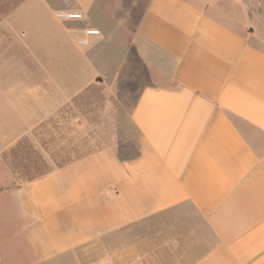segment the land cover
Returning a JSON list of instances; mask_svg holds the SVG:
<instances>
[{
	"label": "crops",
	"instance_id": "obj_1",
	"mask_svg": "<svg viewBox=\"0 0 264 264\" xmlns=\"http://www.w3.org/2000/svg\"><path fill=\"white\" fill-rule=\"evenodd\" d=\"M5 114L27 264H264V0H0Z\"/></svg>",
	"mask_w": 264,
	"mask_h": 264
},
{
	"label": "rangeland",
	"instance_id": "obj_2",
	"mask_svg": "<svg viewBox=\"0 0 264 264\" xmlns=\"http://www.w3.org/2000/svg\"><path fill=\"white\" fill-rule=\"evenodd\" d=\"M2 72V71H1ZM0 116V126L5 125L10 120L12 116ZM12 135L1 134L0 133V179L2 175H12L14 179L10 181L5 187L6 189L18 186L20 184L28 181V135H16V139L11 138ZM39 161H33L34 169H39L37 164ZM1 182V180H0ZM1 184V183H0ZM11 203L9 199L0 197V209L7 208ZM3 217V215H2ZM153 222L149 220L148 223ZM149 227V226H148ZM147 226H137L133 229H130L128 232L114 234L112 237V248L116 250L119 248V238L120 237H129L136 238L140 237H152L151 228L148 229ZM13 231L9 229L8 226L2 228V219L0 216V264H27L23 258L22 254L17 252L18 241L17 239H12L11 235ZM116 244V245H114ZM18 245V246H17ZM151 250V249H150ZM105 247L101 246L97 254H104ZM81 259L83 264H88V255L81 253ZM30 264V263H28ZM60 264H73L71 258H65V260Z\"/></svg>",
	"mask_w": 264,
	"mask_h": 264
},
{
	"label": "built area",
	"instance_id": "obj_3",
	"mask_svg": "<svg viewBox=\"0 0 264 264\" xmlns=\"http://www.w3.org/2000/svg\"><path fill=\"white\" fill-rule=\"evenodd\" d=\"M56 18L62 21H79L81 19L80 15L74 14V13H58L56 15ZM97 32L94 30H87L86 35L87 36H93L96 35ZM78 45H84V41H79L77 43Z\"/></svg>",
	"mask_w": 264,
	"mask_h": 264
}]
</instances>
